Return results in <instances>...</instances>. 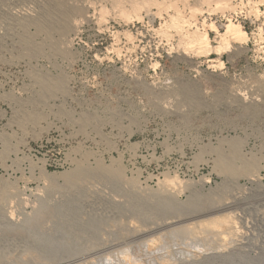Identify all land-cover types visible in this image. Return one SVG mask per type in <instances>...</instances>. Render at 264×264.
Listing matches in <instances>:
<instances>
[{"label": "rangeland", "instance_id": "obj_1", "mask_svg": "<svg viewBox=\"0 0 264 264\" xmlns=\"http://www.w3.org/2000/svg\"><path fill=\"white\" fill-rule=\"evenodd\" d=\"M36 1L44 11L45 2ZM5 3L0 0V235L36 209L52 216L80 192L84 204H132L156 219L218 206L236 190L264 195V0L223 11L210 1L195 17L194 0L181 1L189 31L206 29L214 47L223 45L220 33L230 22L247 33L207 54L181 44L171 27L173 8L152 4L133 13L127 5L125 18L104 1V20L99 6L85 11L57 57L51 42L42 44L43 53L28 44L34 26L14 27ZM237 11L241 18L234 20L229 13ZM63 49L74 58H63ZM80 166L89 178L69 185L67 174ZM115 189L122 193L107 202ZM244 211H236V222L249 233L253 222ZM133 251H124L131 258L120 255L132 261Z\"/></svg>", "mask_w": 264, "mask_h": 264}, {"label": "bare ground", "instance_id": "obj_2", "mask_svg": "<svg viewBox=\"0 0 264 264\" xmlns=\"http://www.w3.org/2000/svg\"><path fill=\"white\" fill-rule=\"evenodd\" d=\"M11 1L5 0L7 3H5V11L13 15L14 27L29 32L34 26L35 36L27 40L28 44L30 43L32 47L36 45L38 47L36 51L43 53V48H40L42 44L48 45V42H51L49 49L55 47L56 52L53 54L56 57L62 47H67L66 36L76 30L77 22L86 16L85 11L88 12L90 8L99 6L98 17L104 20L107 12L102 6L104 1L111 3L112 9L125 18L130 11L126 9L127 5L131 7L133 13L152 4L164 10L173 8L171 27L179 33L181 44H185L189 49L193 48L196 53L216 52L223 45L228 46L229 40L242 42L247 37L240 24L230 22L226 25V30L220 33L221 40L224 41L223 45L219 44L220 47L210 45L206 29L201 32L198 29L189 31L187 28L192 24L191 18L179 7L181 1L186 3L187 0H39L45 2L44 11H41L43 7L35 9L39 4H32L34 0H20L21 3L17 4H12ZM210 1H215L217 9L222 11L230 8L235 10L239 6L233 5L230 0H194L195 6L190 8V16L195 17L201 11V5ZM254 10L258 11L257 8ZM204 26L206 27L205 24ZM56 31L59 32L57 35L59 37L55 38L57 41L53 40L52 36ZM42 34L44 36H41L43 38L38 42L36 39ZM63 50L61 51L63 58L70 60L74 58L66 49ZM60 91L64 92L62 88ZM43 98L45 99L46 96ZM82 168L83 166L76 167L67 174L69 185L80 186L86 182L89 177L85 174V169V173L81 171ZM82 176L84 181L81 179ZM102 176L103 174L100 178ZM234 183L233 186H236L237 182ZM224 186L221 190L226 187ZM114 191H116L115 195L106 198L109 200L107 202H115V197L122 193V189ZM229 192L227 194H230ZM236 192L237 194L233 193L234 199L218 206L203 210H180L181 212L176 215L158 219L148 215L142 217L140 215L142 211H136L137 206L134 207L132 204L123 203L120 206L111 204L107 207L102 206L103 208L84 204L85 192H80L60 209L57 207L58 210H55L52 216L38 215L36 209L33 215L23 222L11 223L12 225L5 227L4 234L0 235V264H109L111 262V264H264V224H259L262 223L260 221L264 222V195L255 198L243 190ZM92 193L94 195L95 191ZM81 202L83 204L80 205ZM139 208L143 209L142 206ZM239 209L245 210V218L253 222L249 233L246 232V228L239 225L240 221L237 225L236 219L239 220V217L236 211ZM230 221H233L230 227H226L225 225ZM228 237H230L229 241ZM129 249L130 252L137 250V253L133 251L132 256L134 254L138 257L133 259L135 257L133 256L132 261L129 260L131 253L128 254L129 258H122L128 257L124 251ZM122 253L126 254L122 256L120 255Z\"/></svg>", "mask_w": 264, "mask_h": 264}, {"label": "built area", "instance_id": "obj_3", "mask_svg": "<svg viewBox=\"0 0 264 264\" xmlns=\"http://www.w3.org/2000/svg\"><path fill=\"white\" fill-rule=\"evenodd\" d=\"M242 0L238 1L237 4L239 5L241 3ZM248 1V0H247ZM243 3H244V0H243ZM242 13V11H240ZM239 11L237 12H233V13H229V16H231L232 19H236V18H241V16H239L240 14H238ZM225 19V21L227 22L228 21V17L227 16H223V20ZM223 20H221V23L219 24L220 27H223L225 26V23L223 22Z\"/></svg>", "mask_w": 264, "mask_h": 264}]
</instances>
